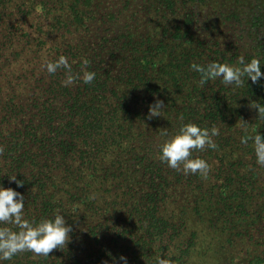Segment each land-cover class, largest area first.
I'll return each instance as SVG.
<instances>
[{
	"label": "trees",
	"instance_id": "obj_1",
	"mask_svg": "<svg viewBox=\"0 0 264 264\" xmlns=\"http://www.w3.org/2000/svg\"><path fill=\"white\" fill-rule=\"evenodd\" d=\"M100 1L0 0L3 81L16 79L18 64L11 56L28 54L32 62L44 57L41 50L46 43L55 50L70 42L66 56L70 55L73 73L96 74L89 84L77 79L65 86V69L50 74L44 67L43 85L35 88L47 86L48 93L36 90L30 95L34 104H16L14 108L25 109L22 115H12L14 108L6 105L9 110L0 119V184L23 193L26 218L39 221L60 210L72 232L70 241L49 256L24 251L3 264H118L122 254L129 264H155L158 256L175 264H206V255L196 254L198 248L191 246L198 236L194 209L189 207L190 212L171 190L185 186L186 177L211 192L218 188L219 197L232 188L237 199L264 189V166L256 163L252 141L245 145L240 140L257 131L264 134V119H257L258 109L252 106H264V77L257 83L245 77L238 87L225 85L219 78L201 85L200 74L190 65L213 60L237 64L232 46L221 39L206 42L199 37L203 29L197 33L198 27H185L186 17L181 18L183 27L175 35L184 46L178 42L179 48L168 46L163 33L142 36L119 27L115 20L124 11L106 14ZM191 1L200 12L205 0ZM161 2L174 5L173 0ZM251 5L260 6L258 11L263 8L261 3ZM34 12L40 23L30 28L26 18ZM252 14L248 18L252 22H264V12ZM155 15L160 16L157 11ZM204 20L209 24L214 18ZM108 22L115 28L102 26ZM19 29L21 37L16 35ZM3 37H8L7 47ZM23 81L19 96L25 99L22 95L32 84L31 79ZM3 83L0 79V101L4 88L8 97L19 90ZM157 100L165 106L159 116L149 118V106ZM7 119L8 128L3 125ZM182 122L216 125L220 130L214 137L215 149L193 151V156L211 165L207 179L185 175L159 159L165 132L174 134ZM9 176L23 180V186ZM190 190L186 193L191 194ZM250 264H264V257L257 256Z\"/></svg>",
	"mask_w": 264,
	"mask_h": 264
},
{
	"label": "rangeland",
	"instance_id": "obj_2",
	"mask_svg": "<svg viewBox=\"0 0 264 264\" xmlns=\"http://www.w3.org/2000/svg\"><path fill=\"white\" fill-rule=\"evenodd\" d=\"M262 1L264 0H211V3H208V0H205L199 12L196 7H193L194 2L191 0H173L174 5L171 7H168L167 2L162 3L161 0H102L100 1V9L106 14L114 11L117 13L118 10L124 11L122 18L115 20L119 27L125 30L130 28V31L142 36L151 33L156 34L157 32L163 33L162 37L165 39V43L172 47H177V42L180 46H184L183 42L179 41L175 35L180 33L181 18L186 17L188 20L185 27L190 25L198 27L197 33L203 29L199 37L206 42L215 43L221 39L223 43L232 46V53L238 55L234 57L236 62H238L240 56L250 60L258 55L259 58H262V65H264V22L255 23L248 19L250 15H253L252 12H257V14L264 12ZM221 2L224 5L218 7ZM251 2H256L257 5L261 3L263 8L258 11L257 9H260V6L251 5ZM250 7L253 8L252 11L249 10ZM155 11L160 16H154ZM222 14L224 15L222 16ZM38 15V12H34L33 15L28 16L26 19L30 24L26 26L33 28L37 23H40ZM224 17L227 19L226 21ZM205 18H214V20L209 24H204ZM107 25L112 27L111 29L115 28L114 23L111 24L110 22L102 26ZM210 31H213V33H210ZM22 34L21 29L16 31L17 36L21 37ZM67 37H70V33L67 34ZM2 39L6 42L7 47L10 44L8 37ZM65 41L69 42L70 40ZM68 44L62 43L60 47L51 50L52 44L46 43L42 45L41 50L44 57H36L32 62L27 60H31L32 57L28 54L11 56V59L15 62L14 64H18L14 74L16 79L11 82L7 78L3 81V76H0V79L1 82H4L3 85L15 86L14 88L19 90L9 93L8 97L6 94L8 91L4 88V96H1L4 98L0 101V119L9 110L6 109V105L9 104V108L10 105L14 108L16 104L25 103L23 105L25 107L27 103H35L30 95L35 93L36 90L39 93H48L47 86L35 88L36 85H43L41 82L43 65L47 61L57 59L60 55L66 56V51L70 48V44L69 47ZM68 59L70 61V55ZM0 60H2L1 56ZM24 60H27L28 63L24 65L23 72L26 68L29 69L28 74L21 76L23 72L20 68ZM25 79L28 81L31 79L29 82L32 85L29 86L27 92L25 90L26 93L22 95L25 96V99H23L19 95L23 93L20 88L24 87L26 82L23 80ZM19 84L20 87H18ZM12 98L15 105L11 104L12 100L10 101V99ZM24 112L25 109L17 106L13 109L12 115H22ZM8 121L7 119L3 123L4 127ZM6 127L8 128L7 125ZM261 178L264 180V176ZM183 185L185 186H179L177 190L172 189L171 193L177 194V198L181 203L186 202L185 205L189 211L191 209L189 207L194 209L198 236L195 238L196 242L194 238L192 239L191 246L192 248H198L196 254L206 255V264H250L257 256L264 257V189H259V192L253 193L252 196L241 195L237 199L233 188L228 191V195L219 197L218 188L215 192H211L206 185L202 187L196 179L190 180L189 177H186ZM189 188L191 194L186 193ZM202 229H204V232ZM183 231L188 230L183 229ZM206 233H210L211 236H206ZM214 242L216 244H213Z\"/></svg>",
	"mask_w": 264,
	"mask_h": 264
},
{
	"label": "clouds",
	"instance_id": "obj_3",
	"mask_svg": "<svg viewBox=\"0 0 264 264\" xmlns=\"http://www.w3.org/2000/svg\"><path fill=\"white\" fill-rule=\"evenodd\" d=\"M44 67L50 74L56 73L60 68L65 69L66 79L62 81L65 86L77 79H82L85 84H89L96 75L94 71L88 70H84L82 75L74 74L69 59L65 55H60L55 61H47ZM190 68L200 74L201 85L219 78L225 85L238 87L244 83L245 77L247 81L250 78L253 83H257L264 77V71H262L264 65H262V58L259 57L246 60L244 56H240L237 64L222 63L217 60L207 64L193 62ZM164 106L163 100H157L150 105L149 118L159 116ZM252 106L258 109L257 119H264V106L259 103ZM219 134L220 130L216 125L208 128L200 127L194 122H182L179 130L174 134L168 135L167 131L165 132L166 139L160 145L159 159L173 169L182 170L185 175L198 174L207 179L211 165L206 159L193 156V151L204 150L206 147L215 149L217 144L214 137ZM240 140L245 145L252 141L256 163L264 166V134L257 131L254 135L241 136ZM9 179L15 181L18 187L24 184L23 180L17 179V176H9ZM24 208L23 193L0 184V264L24 251L49 256L53 249L63 248L70 241L72 225L67 223L66 216L60 210H56L51 217L36 221L25 217ZM8 225H14L15 229ZM118 264H129L128 257L122 254L118 258ZM155 264H175V262L166 256H158Z\"/></svg>",
	"mask_w": 264,
	"mask_h": 264
}]
</instances>
